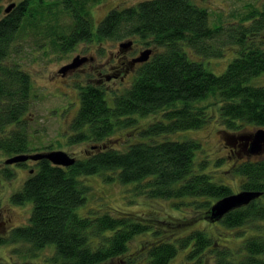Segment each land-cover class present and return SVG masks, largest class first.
<instances>
[{
	"label": "trees",
	"instance_id": "trees-1",
	"mask_svg": "<svg viewBox=\"0 0 264 264\" xmlns=\"http://www.w3.org/2000/svg\"><path fill=\"white\" fill-rule=\"evenodd\" d=\"M98 1L21 0L0 16V152L5 160L43 152L29 151L23 121L30 106V76L7 60L11 53H18L16 42L21 36L33 37L37 52L51 54L69 51L82 40L116 41L132 36L153 49L149 59L134 69L131 82L115 93L105 91L96 80L78 86L79 108L67 140L69 144L89 142L90 150L84 148L83 158L68 153L75 162L66 167L39 160L37 169L9 198L12 204L30 203L31 212L28 222L0 238V243H28L32 250L49 247L53 264H102L123 255L128 241L150 227L121 212L114 215L116 209L78 213L89 191L82 177L105 173L106 180L132 184L134 190L152 198H188L195 208H206L205 221L215 222L208 203L232 193L231 189L205 171L206 159L196 161L202 149L199 141L173 140L170 134L204 125L211 113L200 102L207 97L215 98L221 134H237L242 123L264 128V85L251 83L264 72V37L259 36L264 30V0L259 6L250 5L237 24L228 26L209 25L208 10L192 0H140L130 7L110 9L94 27L89 6ZM230 46L235 56L218 75L208 71L203 60L188 57V49L204 58L221 56ZM154 112L159 117L138 132L137 140L123 142L120 148L107 143L118 128H131L138 116ZM225 142L229 157H245L233 166L242 177L240 190L261 195L219 220L227 227L264 220V158L240 152V142ZM2 173L4 179L15 175L7 168ZM178 243L151 244L147 264H167L178 247L187 248L189 258L210 251L216 264H264L261 236L243 239L237 252L214 248L211 236L201 230Z\"/></svg>",
	"mask_w": 264,
	"mask_h": 264
},
{
	"label": "rangeland",
	"instance_id": "rangeland-1",
	"mask_svg": "<svg viewBox=\"0 0 264 264\" xmlns=\"http://www.w3.org/2000/svg\"><path fill=\"white\" fill-rule=\"evenodd\" d=\"M21 0H0V10L4 9L10 2ZM140 0H99L91 3L89 11L91 20L94 25L106 15L107 11L112 8L122 9L135 5ZM261 0H192V2L209 12V25L216 26L219 24L234 25L243 16V13L250 5L259 6ZM63 19H66L64 17ZM248 24V22H246ZM264 37V30L259 35ZM135 40V43L143 48L152 45H145L142 39L136 36L113 41L111 39L101 40L102 53L99 65H115L116 58L108 57V50L113 51L114 43ZM135 44V46H136ZM33 37L24 35L16 42L18 53H11L8 61L19 64V67L29 74L32 89L30 92V106L24 115V125H26L29 135V151L64 150L76 158H83L86 153L84 148L91 147L89 142L75 144L68 143L69 128L66 126L77 111L79 95L78 86L88 84L96 80L95 74L87 70L86 72L74 73L66 79L61 78L56 71L66 60V53L58 57L51 56V53L37 52L38 47ZM130 49L129 55L135 51ZM142 49V48H141ZM190 59L203 60L204 67L214 73H222L227 64L235 56L234 47H225L221 56L209 55L201 58L187 50ZM73 53H71L72 55ZM65 55L64 58L62 56ZM109 61V63H108ZM106 72L107 69H102ZM62 74V73H61ZM65 74V73H64ZM63 74V75H64ZM133 76L128 74L123 82L119 78L105 82L101 87L105 91L112 90L113 93L121 87L127 86ZM105 80V79H104ZM70 83L66 85L65 82ZM253 84L264 85V72L260 73L251 80ZM67 93V94H65ZM112 93V94H113ZM72 103H68V102ZM207 106L211 113L210 119L197 129H186L170 134L173 140H184L192 138L201 143L202 149L196 154V161L206 159L205 171L210 173L212 179L221 184L229 186L232 192L240 190L242 177L233 171V166L239 160L245 158L244 155L235 158L228 156L229 145L223 139L221 132L223 128L220 123L218 111L214 108L215 98L207 97L200 102ZM66 105V106H64ZM66 107L62 112L61 107ZM159 117L157 113H151L146 116H138L135 126L131 128H118L107 141L110 146L120 148L121 143L134 141L139 138V131L147 126L151 121ZM256 129L251 123H242L237 134H245ZM5 156L0 152V209L5 216L10 217L6 223V230L14 227L25 225L28 222L31 204H12L9 200L11 195L18 191L28 175L32 174L27 169H37V162L29 161L26 167L13 166L15 175L11 179H4L2 170H4ZM253 158H264V151L251 156ZM107 173V172H106ZM105 174V173H104ZM103 173L82 177L81 180L89 186L84 204L77 208V212L87 215L91 213L101 214L107 210L116 209L114 215L119 212L133 220H139L150 225L145 233L135 235L127 243L125 253L117 258L110 259L102 264H147L146 254L151 244L157 241L178 242L188 237L190 233L197 230L206 232L211 236L214 248L223 249L227 252H237L241 246L242 240L251 237H264V220H255L238 227H227L221 222H209L204 220V210L206 208H195V203L190 204L188 198L169 199V198H152L146 193H140L134 190L132 184L124 185L117 180H106ZM111 176L114 174L110 173ZM215 201L210 199L208 205ZM80 209V211H79ZM0 230V235H5ZM97 241L101 239H96ZM52 249L44 247L40 250H32L30 244L19 242L10 244V242L0 243V264H53L51 258ZM187 248L178 247L177 253L167 264H216L213 253L207 251L200 257L189 258ZM238 255L235 254V257ZM239 256V255H238ZM264 258V256H263Z\"/></svg>",
	"mask_w": 264,
	"mask_h": 264
},
{
	"label": "water",
	"instance_id": "water-1",
	"mask_svg": "<svg viewBox=\"0 0 264 264\" xmlns=\"http://www.w3.org/2000/svg\"><path fill=\"white\" fill-rule=\"evenodd\" d=\"M15 5V2H11L4 9L5 12L10 11ZM132 40H126L119 42L118 46L122 50H128L131 48ZM152 50L149 47L143 48L138 52V55L131 59V64L135 62H145L149 59ZM85 56H75L69 64H66L59 68V72L64 74L71 68L80 66ZM223 139L231 142L235 145L240 142L241 145L247 148V151L251 155H255L264 151V128H256L254 131L245 134H230L222 133ZM41 159H47L54 165L58 166H70L75 162V158L70 156L64 150H50L47 152H36L32 154H17L11 156L5 160L6 164L23 162L26 160L39 161ZM261 195L260 191L254 190H239L238 192H232L226 196L217 199L209 208L210 218L214 220L221 219L226 213L233 209L247 205L249 202Z\"/></svg>",
	"mask_w": 264,
	"mask_h": 264
},
{
	"label": "flooded vegetation",
	"instance_id": "flooded-vegetation-1",
	"mask_svg": "<svg viewBox=\"0 0 264 264\" xmlns=\"http://www.w3.org/2000/svg\"><path fill=\"white\" fill-rule=\"evenodd\" d=\"M195 1L197 2V0H195ZM13 2H15L17 5L20 1L19 2L13 1ZM6 13L7 12H5L4 9H2L0 16L1 15L4 16ZM93 26L96 27L97 25H93ZM135 44H136L135 40H132V45H131L130 49H132V48L134 49ZM112 45H114L115 48L113 51L108 50V57H110V59L116 58V60H115L116 64L115 65H110V64H108V65H101L100 64L99 65V63H102L101 62L102 53L100 52V48L102 47V45H101V41H98V39H96V38L92 39L89 42H86L83 40L80 42H77L69 51H66V52L61 51L60 54H56V53L51 54V56L58 57L62 53H66V60L62 63V66L69 64L75 56H81V57L85 56L87 58L84 60V62L80 66H78L76 68L69 69L64 75L59 72V69L56 71V74H60L61 78L66 79L67 77L71 76L74 73L86 72L87 70H89L92 72V74H95V76L97 77L96 83L100 87L103 86L105 84V82H111L117 78H119L121 82L124 81V79L128 76V74L133 76V74L135 72L134 69H136L142 63V62H135L134 64H131V59L136 57L138 55V52L141 50V48L143 49L144 46H139L138 44H136L134 53L132 55H129L128 52L130 51V49L122 50L119 47H117V43H114ZM152 51H153V49H152ZM94 52L97 53V55H99L101 57H98ZM71 53H73V54L71 55ZM152 53L153 52H151V54ZM151 54H150V56H151ZM64 57H65V55L62 56V58H64ZM108 63H109V61H108ZM125 66H127L128 68L122 69ZM103 68L107 69V71L106 72L102 71ZM65 84L66 85L68 84V86H70V83L68 81H67V83L65 82ZM65 94H67V93H65ZM78 95H79V92H78ZM68 103H72V102L69 101ZM64 106H66V105H64ZM64 106L61 107L62 112L60 113V115H62L63 109L64 110L66 109V107H64ZM77 108H79V101H78ZM76 113H77V111L75 112V115H76ZM74 117L75 116H73L71 118V121H69L66 125L69 129H70V126H71V123H72V120ZM237 147H238V150L240 152L246 153L247 148L243 147L241 145V143H239ZM230 148H232V147L230 146ZM86 151L87 150H85V152ZM29 161H33V160H26L23 162H17V163H11V164L5 163L4 169L8 168V167L11 168L15 165L16 166L17 165L21 166L22 164L26 165V163H28ZM34 162H38V161H34ZM23 167H25V166H23ZM33 169L34 168H29V169H27V171L29 170L30 173H32ZM9 221H10V217L5 216V214L2 213V210L0 209V230L2 231V233H6L5 235H0V238H6L8 236V234L10 233V231L12 230V229L10 231H9V229L6 230V223Z\"/></svg>",
	"mask_w": 264,
	"mask_h": 264
}]
</instances>
